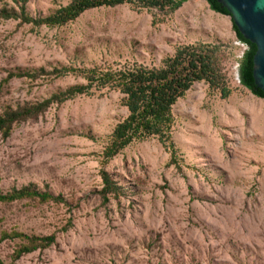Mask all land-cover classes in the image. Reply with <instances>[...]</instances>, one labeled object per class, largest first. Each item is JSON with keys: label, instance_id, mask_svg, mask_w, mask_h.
Wrapping results in <instances>:
<instances>
[{"label": "rangeland", "instance_id": "1", "mask_svg": "<svg viewBox=\"0 0 264 264\" xmlns=\"http://www.w3.org/2000/svg\"><path fill=\"white\" fill-rule=\"evenodd\" d=\"M73 0H29L27 12L48 17ZM19 7L0 0V8ZM228 44L225 71L232 94L223 100L195 83L173 108L170 165L157 138L135 142L105 169L127 195L103 204V152L129 112L105 89L54 104L37 119L0 134V189L35 184L65 202H0L4 233L56 234L55 244L15 260L20 239L0 241L3 264H264V99L240 83L239 42L230 16L206 0L173 14L131 4L102 7L61 27L0 18V113L42 102L84 84L81 75L14 78L11 71L55 68L160 67L184 45Z\"/></svg>", "mask_w": 264, "mask_h": 264}, {"label": "trees", "instance_id": "2", "mask_svg": "<svg viewBox=\"0 0 264 264\" xmlns=\"http://www.w3.org/2000/svg\"><path fill=\"white\" fill-rule=\"evenodd\" d=\"M19 9L7 6L0 8V18L5 20H21L25 24L48 27H61L76 21L87 11L102 7H116L131 4L139 9H158L163 14H173L189 0H73L69 5L61 7L48 17L35 18L26 9L29 0H12ZM213 11L230 16L228 11L216 0H206ZM234 31L240 43L246 50L240 61V83L253 95L264 99V92L254 81L253 67L256 46L246 40L233 23ZM228 44L221 41L216 43H199L179 47L173 56H168L160 67H149L135 63L121 68L99 67L89 69L55 68L53 71L39 69L34 72L17 69L9 72L6 81L14 78L37 79L39 76H54L63 78L69 74L81 75L86 83L77 84L64 91L53 94L42 102L26 103L16 108L7 107L0 113V134L8 139L14 128L28 121L37 119L52 105H62L78 96H94L96 92L108 89L122 95L121 104L129 114L114 128L109 142L103 152L101 169L102 189L100 191L103 204L111 198L120 199L127 195L126 189L105 166L124 149L135 142H143L157 138L163 147L170 152V165L179 169L178 149L172 139V129L175 125L173 108L185 97L195 83L208 84L211 91H219L223 100L229 98L232 90L229 87L225 71V60ZM25 199H38L41 202H65L59 195L49 190H40L35 184L13 188L9 192L0 189V202L12 203ZM7 239H20L21 243L15 251V260L37 250H45L55 244L57 236H29L19 232L4 233ZM0 264H3L0 260Z\"/></svg>", "mask_w": 264, "mask_h": 264}, {"label": "water", "instance_id": "3", "mask_svg": "<svg viewBox=\"0 0 264 264\" xmlns=\"http://www.w3.org/2000/svg\"><path fill=\"white\" fill-rule=\"evenodd\" d=\"M216 1L228 11L240 34L256 46L253 77L256 86L264 92V0Z\"/></svg>", "mask_w": 264, "mask_h": 264}]
</instances>
